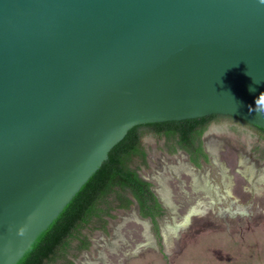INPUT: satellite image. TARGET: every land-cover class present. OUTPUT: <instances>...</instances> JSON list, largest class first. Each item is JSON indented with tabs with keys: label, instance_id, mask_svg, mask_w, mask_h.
Segmentation results:
<instances>
[{
	"label": "water",
	"instance_id": "water-1",
	"mask_svg": "<svg viewBox=\"0 0 264 264\" xmlns=\"http://www.w3.org/2000/svg\"><path fill=\"white\" fill-rule=\"evenodd\" d=\"M264 130L261 0H0V264L139 125Z\"/></svg>",
	"mask_w": 264,
	"mask_h": 264
},
{
	"label": "rangeland",
	"instance_id": "rangeland-1",
	"mask_svg": "<svg viewBox=\"0 0 264 264\" xmlns=\"http://www.w3.org/2000/svg\"><path fill=\"white\" fill-rule=\"evenodd\" d=\"M203 139L214 152L199 169L177 138L152 133L142 137L146 158L131 162L165 202L160 239L131 193H123L132 200L126 208L113 195L54 264H264V134L222 118Z\"/></svg>",
	"mask_w": 264,
	"mask_h": 264
},
{
	"label": "trees",
	"instance_id": "trees-1",
	"mask_svg": "<svg viewBox=\"0 0 264 264\" xmlns=\"http://www.w3.org/2000/svg\"><path fill=\"white\" fill-rule=\"evenodd\" d=\"M220 118L231 117L214 115L201 119L146 124L132 128L124 140L110 152L108 160L81 189L59 218L38 238L18 264L56 263L67 251L71 241L80 235V231L94 218H101L105 212L101 206L107 203L109 197L117 195L122 202L127 203V205L124 203L122 207H128L132 200L123 195L127 192L131 193L138 202L141 215L152 219L153 230L160 239L157 219L163 216L162 205L151 190V184L144 181L138 171L131 167L134 158H146L141 139L144 134L154 133L159 136L175 137L182 147L194 146L209 124ZM251 127L264 134L263 129ZM82 243L84 247L88 244L84 241Z\"/></svg>",
	"mask_w": 264,
	"mask_h": 264
},
{
	"label": "flooded vegetation",
	"instance_id": "flooded-vegetation-1",
	"mask_svg": "<svg viewBox=\"0 0 264 264\" xmlns=\"http://www.w3.org/2000/svg\"><path fill=\"white\" fill-rule=\"evenodd\" d=\"M222 119V118H220ZM225 119V118H223ZM229 119H234V118H229ZM237 120V119H235ZM219 121V120H217ZM240 121V120H238ZM216 122V121H214ZM210 123L209 126L206 128L205 132L203 133V135L201 136V139H199L194 146H187V147H182V145L179 143V146L188 154L189 156V162L190 165H193L195 168H200L201 166H203L204 164H208L211 161V157L214 151H209L206 147L205 144V140L203 139V137L205 136L206 132L208 131V129L210 128V126H212V124L214 123ZM242 122V121H241ZM244 123V122H243ZM154 134V133H152ZM156 135V134H155ZM141 146H142V139H141ZM212 153V154H211ZM141 177V176H140ZM142 178V177H141ZM143 179V178H142ZM144 181H146L145 179H143ZM199 184H204V182H206L205 179L198 177L197 179H195ZM148 182V181H146ZM150 183V182H148ZM151 184V183H150ZM215 188V186L213 187ZM212 188V189H213ZM217 188V187H216ZM151 190L154 192V194L156 195V197L158 198L159 203L162 205L163 208V204L165 203L160 195V193L158 191H154L153 187L151 186ZM195 192H199V191H195ZM135 199V198H134ZM136 201V200H135ZM137 202V201H136ZM138 203V202H137ZM139 206V204H138ZM140 209V206H139ZM151 219V218H150ZM159 222V219H157ZM152 221V219H151ZM153 223V221H152Z\"/></svg>",
	"mask_w": 264,
	"mask_h": 264
},
{
	"label": "bare ground",
	"instance_id": "bare-ground-1",
	"mask_svg": "<svg viewBox=\"0 0 264 264\" xmlns=\"http://www.w3.org/2000/svg\"><path fill=\"white\" fill-rule=\"evenodd\" d=\"M212 190V191H211ZM205 191H208L207 190V188L205 189ZM221 188H209V194L212 196V198H213V200L214 201H218L219 200V198H221L222 196H223V192H221ZM167 194H169V191L168 192H164V196L166 197L167 196ZM231 193L229 192V191H227V193H226V195L228 196V195H230ZM196 210V209H195ZM193 212V211H192ZM188 219V218H187ZM186 219V220H187ZM186 220H185V222H186Z\"/></svg>",
	"mask_w": 264,
	"mask_h": 264
},
{
	"label": "clouds",
	"instance_id": "clouds-1",
	"mask_svg": "<svg viewBox=\"0 0 264 264\" xmlns=\"http://www.w3.org/2000/svg\"><path fill=\"white\" fill-rule=\"evenodd\" d=\"M261 3H264V0H261Z\"/></svg>",
	"mask_w": 264,
	"mask_h": 264
}]
</instances>
